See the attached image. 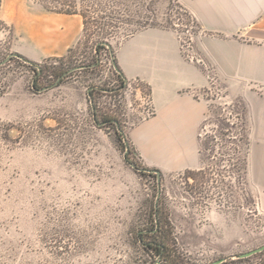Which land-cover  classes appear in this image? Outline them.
Here are the masks:
<instances>
[{
  "label": "rangeland",
  "instance_id": "rangeland-1",
  "mask_svg": "<svg viewBox=\"0 0 264 264\" xmlns=\"http://www.w3.org/2000/svg\"><path fill=\"white\" fill-rule=\"evenodd\" d=\"M21 2L0 0V264H162L142 235L165 240L163 258L172 264H264V250L241 256L264 246V207L229 161L234 144L218 133H241L243 105L210 65L202 140L212 134L218 144L202 145V172H162L159 186L155 171L133 166L157 169L131 139L150 117L151 91L145 82L122 83L117 50L160 27L174 30L182 54L199 61L202 32L190 11L179 0H80L83 10L93 2L108 8L89 16L66 55L32 67L9 57ZM100 29L110 33L114 55L108 47L97 53ZM158 224L161 232L143 234Z\"/></svg>",
  "mask_w": 264,
  "mask_h": 264
},
{
  "label": "crops",
  "instance_id": "crops-1",
  "mask_svg": "<svg viewBox=\"0 0 264 264\" xmlns=\"http://www.w3.org/2000/svg\"><path fill=\"white\" fill-rule=\"evenodd\" d=\"M30 1L15 7L14 50L36 63L66 55L82 34L81 15L43 11ZM179 1L200 25L199 61L182 54L174 30L160 27L139 31L117 50L125 81L145 82L154 108L132 129L133 145L146 165L163 173L201 167L200 135L209 112L201 92L209 84L204 65H210L230 97L246 107V183L264 207V0Z\"/></svg>",
  "mask_w": 264,
  "mask_h": 264
},
{
  "label": "trees",
  "instance_id": "trees-1",
  "mask_svg": "<svg viewBox=\"0 0 264 264\" xmlns=\"http://www.w3.org/2000/svg\"><path fill=\"white\" fill-rule=\"evenodd\" d=\"M80 0H36V2H39L40 4L44 5L45 8L49 9L50 11L53 12H58V13H67L68 15L71 14H80L83 16V33H86L87 31V27L86 25H88V18H90L89 16L94 17V14H98L100 12L106 13V9L108 8L106 5H102L99 2L95 3L93 2V4H90V6H87L88 8L86 10L81 9L82 7L80 6L79 3ZM94 8V9H93ZM106 8V9H104ZM93 9V11L91 10ZM112 11V10H111ZM89 13H91V15H89ZM101 31V32H100ZM98 30L97 35L99 36V38L97 39V44H96V51L97 53H100L101 48L103 47H108V40H109V34L105 29ZM110 49V47H108ZM71 51V49L69 50ZM26 59V58H25ZM28 60V59H27ZM31 61V60H30ZM32 64V67H34L37 63L36 62H30ZM38 71H40V69H38ZM119 79L122 81V83L124 84L126 81L123 77L122 73H119ZM36 83H34L35 86ZM236 102V101H235ZM238 102L241 103L240 100H238ZM237 104V103H236ZM242 104V103H241ZM243 105V111L239 112V114H241V118L243 119V126L241 129V133L240 134H233V132H230L228 130L227 133H221L218 132L219 134H223V135H227L229 136V142H232L234 144L233 147V154L234 157H231V159L229 161H231V165L233 167H236L238 165L239 168H241V170L244 173L245 178L247 179V173H248V162H249V146H250V140H249V135H248V123L245 117V113H246V107ZM239 117V115H238ZM208 120V117L205 119L203 128L206 124ZM230 120V119H229ZM118 124V122H117ZM221 124V122H220ZM225 125V123H223ZM227 124V122H226ZM229 124V123H228ZM224 125H222L224 127ZM119 126V124H118ZM117 126V128L119 129V127ZM230 126V124H229ZM202 128V129H203ZM232 133V134H230ZM216 135H208L205 139V142H203L202 140V133L200 135V144H199V149H200V153L202 155V145H204V148H208V145L210 142H212L215 145H217V140L215 137ZM231 136L233 138H231ZM237 138L239 141H237ZM232 139V140H231ZM220 148V146H219ZM239 154V155H238ZM239 156V157H238ZM202 169H200L199 171H195V170H186V173H188L189 175H197L200 174L202 171ZM198 172V173H197ZM245 179V181H246ZM155 214L158 216L160 215V210L156 205V209H155ZM158 219V218H157ZM160 219V216H159ZM159 224L157 226H155V228H149L147 230H145L143 232V234L145 235H154V233H157V231H159ZM161 232V229H160ZM141 240L143 241V246L145 248H151V249H155L157 251V253L159 254V256L161 257L160 261L162 262V264H172L171 261H167L168 259L163 258L164 256H166V251H167V242L165 240H159L158 238L155 240H149L146 242V240L143 239V235Z\"/></svg>",
  "mask_w": 264,
  "mask_h": 264
},
{
  "label": "water",
  "instance_id": "water-1",
  "mask_svg": "<svg viewBox=\"0 0 264 264\" xmlns=\"http://www.w3.org/2000/svg\"><path fill=\"white\" fill-rule=\"evenodd\" d=\"M108 47H110V49H111V45L110 44H108ZM111 53H112V55H114V53H113V50L111 49ZM12 56H16L17 58H20V59H23V60H25V61H29V62H31L30 60H27V59H25L22 55H20V54H18V53H12L9 57H12ZM0 64H2V63H0ZM115 64V63H114ZM76 68H79V67H76ZM115 68H116V70L119 72V73H122L121 72V70H120V68L117 66V65H115ZM119 124V123H118ZM133 166L134 167H136L137 169H144L145 171H155L156 173H157V179H158V184H159V186L161 185V182H160V178L162 177V172H161V170L160 169H147V168H145V167H137V166H135L134 164H133ZM264 250V246H261V247H257V248H255V249H253V250H251V251H249V252H247V253H244V254H241V256L242 257H248V256H250V255H252V254H254V253H259V252H262ZM221 260H218V261H215V262H213L212 264H218L219 262H220Z\"/></svg>",
  "mask_w": 264,
  "mask_h": 264
},
{
  "label": "built area",
  "instance_id": "built-area-1",
  "mask_svg": "<svg viewBox=\"0 0 264 264\" xmlns=\"http://www.w3.org/2000/svg\"><path fill=\"white\" fill-rule=\"evenodd\" d=\"M153 110H154V108H153V106H152V104H151V100H150V110H149V112H148V115H149V116H152V115H153Z\"/></svg>",
  "mask_w": 264,
  "mask_h": 264
}]
</instances>
